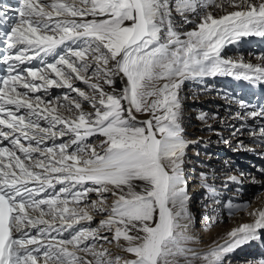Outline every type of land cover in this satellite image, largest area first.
Segmentation results:
<instances>
[{
  "label": "snow or ice",
  "instance_id": "6c2138e0",
  "mask_svg": "<svg viewBox=\"0 0 264 264\" xmlns=\"http://www.w3.org/2000/svg\"><path fill=\"white\" fill-rule=\"evenodd\" d=\"M173 11L184 23H191L186 13L195 14L194 29L177 32ZM15 13L10 30L0 32L8 66L0 78V145H10L0 146V264H119L121 257L111 259L98 240L130 254L124 264H175L192 251L179 231L189 216L179 90L186 80L217 75L264 83V63L221 57L227 44L264 39V0H19ZM37 58L41 67L21 68ZM116 77L124 87L106 91ZM50 88L78 98L33 95ZM137 113L149 118L138 120ZM95 135L104 137L101 151L86 142ZM93 192L98 199L89 197ZM104 193L116 197L110 208ZM105 212L97 227L64 237ZM250 215L252 223L193 258L222 264L226 253L260 240L264 210Z\"/></svg>",
  "mask_w": 264,
  "mask_h": 264
},
{
  "label": "rangeland",
  "instance_id": "374dc122",
  "mask_svg": "<svg viewBox=\"0 0 264 264\" xmlns=\"http://www.w3.org/2000/svg\"><path fill=\"white\" fill-rule=\"evenodd\" d=\"M193 16L195 17V14ZM173 17L183 19L175 11H173ZM14 21H11V26ZM191 25L195 27L196 22L185 23L178 30L184 33L191 31ZM257 38L259 37H246L242 50L237 49V45L233 47L237 49V53L241 52L243 57L248 55L250 58H254L255 55L264 56V44L261 48L254 44ZM231 48L229 46L224 47L223 54L230 55L229 49ZM29 64H25L23 68L28 67ZM193 80L195 79H190V81ZM74 83L86 92L91 91L81 81ZM204 85L205 88L209 89L208 91L202 93L199 89H194L195 92L192 93L189 90V85L185 84L183 88L185 95L182 96V101L185 102L186 93L191 94L195 100L190 104L196 107L199 112V114H191L194 118V120H190L191 124H194L192 129H196L194 131L192 129L182 131V135L188 144L187 154L183 157V170L189 197L188 213L190 220L188 223L187 217L182 219L180 223L184 224V228H186L185 224L188 223L192 229L191 232L187 228L185 229L184 233L190 234V236L182 241V246L192 251L186 253L185 256L176 257L175 262L186 257L189 264H206L203 259H194L193 255L203 256L224 244L233 228L240 227L242 223L254 221V217L250 213L260 210L264 203V165L262 166L258 162L260 160L264 162V136L260 135L261 129H264L263 115L254 116L252 121H248L238 129L241 122L240 118H243V110L261 112V109H264V90L261 91L259 86H241V84H235L231 81H223L218 76H207ZM238 91L241 94L239 97ZM65 94L75 97V93L67 88H50L47 93L39 92V96L48 101L62 98ZM227 98H230L231 101L225 100ZM223 115L225 119L229 120L226 126L222 120ZM200 120H205L208 124H200ZM234 134L241 136L236 138ZM100 137L99 135L91 136L86 142L94 147V143L100 141ZM200 137L201 140H199ZM213 137L217 138L218 144H207V141H211ZM69 139L70 136L63 137L65 142ZM58 140L61 141L59 138ZM46 146L51 147L48 141ZM74 148L75 145L71 149ZM255 157H258V161ZM254 168L260 170L261 174H258ZM227 173L235 174L236 179L228 181L225 176ZM60 187L61 185H56L57 190ZM105 194L104 196L108 198V194ZM89 197L98 199L95 192L90 193ZM229 203L247 205V208L230 213ZM106 216L107 212L103 213L102 216L94 214L90 224L87 221H81L72 229H79L82 226L97 227L100 221L99 217ZM100 235L111 238L110 232L107 231H102ZM97 243L103 245V248L108 250L110 258L115 260L113 254L118 252V247L114 242L108 243L104 240H98ZM193 246L196 247L192 248ZM259 246L264 247V235L260 240H253L230 253H226L222 258V264H256L264 258V249L259 250Z\"/></svg>",
  "mask_w": 264,
  "mask_h": 264
},
{
  "label": "bare ground",
  "instance_id": "6f19581e",
  "mask_svg": "<svg viewBox=\"0 0 264 264\" xmlns=\"http://www.w3.org/2000/svg\"><path fill=\"white\" fill-rule=\"evenodd\" d=\"M4 2V1H3ZM2 2V3H3ZM5 6H6V4H4L3 3V8H5ZM209 10H211V11H213V13H214V15H218V14H221V13H219V10L218 9H214V8H210ZM228 11H232V9L231 8H229L228 9ZM187 17H188V19L191 21V23H193V22H197V20H196V18L193 16V13H187V14H185ZM6 18H8V16L6 15ZM174 18V28H175V30L177 31V32H179V33H181V34H183L184 32L183 31H179L178 30V28L179 27H181L183 24H185L184 22H183V19L182 20H180V19H178L177 17H173ZM89 19H91V17H89ZM178 24V25H181V26H177L176 24ZM190 29H194V27H192V25L190 26ZM181 38L182 39H185L186 37H184L183 35L181 36ZM254 40V39H253ZM241 41H243V42H241ZM241 41L239 42V43H237V44H227L226 46H229V47H232L231 49H229V54L230 55H225V54H223V52H222V50H221V57L222 58H224V59H228V60H232V61H236V62H240V61H242L243 63H246V64H253V65H257V64H262V63H264V60H262L261 58L262 57H264V56H256L255 55V57L254 58H250V57H248L247 55V57H243V54L240 52V53H237V49H239V50H242V46H243V43L246 41V38H242L241 39ZM260 42V43H259ZM248 44V43H247ZM254 44H256L257 45V47H262V45L264 44V39H261V38H257L256 39V41L254 42ZM234 45H237V49L236 48H234L233 46ZM225 46V47H226ZM62 47H66V46H62ZM250 47V46H249ZM57 51L58 52H62V50L61 49H57ZM3 54H5V45H3V47L2 48H0V62L2 61V56H3ZM38 59V61L37 60H33V61H31V63L28 65V67H32V66H34L35 65V67H41L42 65L40 64V61H39V58H37ZM46 60L47 61H51V60H53V57H47L46 58ZM23 66H25V65H21V67L23 68ZM218 77H220V78H222V80L223 81H231V82H233V83H235V84H241V86H249V87H252V86H259L260 87V89H261V91L262 90H264V83H261V82H256V83H252V82H249V81H247V80H243V79H236L234 76H222V75H217ZM207 76H205V77H202V78H196L195 80H193V81H190V79L189 80H186L183 84H182V86H181V88H180V90H179V99H180V103H181V109H180V124H181V127H182V131H186V130H189V129H192V126L194 125V124H191V122H190V120H194V118L192 117V115L191 114H199V112L197 111V108L196 107H194V106H192L190 103L192 102V101H194L195 100V98L191 95V94H188V92L186 93L187 94V99L185 100V102H183L182 101V96H184L185 94H184V92H183V88H184V85L185 84H188L189 86V90L190 91H192V93H194L195 91H194V89H199L202 93H204V92H206V91H208L209 89L206 87L205 88V78H206ZM161 83H163V81H161ZM124 87V81H122L121 80V78L120 77H116L115 78V83L111 86V88L108 86V85H104V88H105V90L106 91H112V89H115V91L117 92V93H119L120 92V90L122 89ZM243 90H245V89H243ZM21 91H23L22 89H21ZM260 91V92H261ZM91 91H89V93H90ZM263 93V92H262ZM261 93V94H262ZM238 97L241 95L240 93H239V91H238ZM33 95H39V93H35V94H33ZM260 96V95H259ZM263 96V95H262ZM264 97V96H263ZM73 98H78L77 97V94L75 93V97H73ZM256 98V97H255ZM257 99V98H256ZM263 99V98H262ZM225 100H227V101H229L230 100V98H227V99H225ZM231 101V100H230ZM235 101V100H234ZM226 103H228V102H226ZM250 103V102H249ZM245 104V103H244ZM235 105H236V103H235ZM243 105V104H242ZM83 107H84V110L85 111H91L92 109H91V106L87 103V104H84V102H83ZM263 108V107H262ZM264 109H261V113H262V115H263V118H264V111H263ZM23 111L24 110H21V113L20 114H23ZM254 112V111H253ZM253 112H251V111H249V110H243V118H240L241 119V122L239 123L240 124V126L238 127V129L241 127V125H245L248 121H252L253 120V117L254 116H252L251 115V113H253ZM137 115V119L138 120H145V119H148L149 118V116L148 115H144V114H139V113H137L136 114ZM200 116V118H201V115H199ZM236 116V115H235ZM237 117H239V116H237ZM239 119V120H240ZM222 120L224 121V124H225V126L228 124V119H225V116L223 115V118H222ZM222 122V121H221ZM42 123V126H47V124L45 123V122H41ZM200 124H208V122L207 121H205V120H200ZM58 127H62V126H58ZM196 128H193L192 129V131H194ZM6 131H7V129H5ZM210 134H213V133H210ZM210 134H208V135H210ZM183 136V135H182ZM234 136L236 137V138H238L239 136H241V135H235L234 134ZM184 138V137H183ZM208 138V137H207ZM104 139V137H100V141H96L95 143H94V147L97 149V151H101V149H100V147H99V145H100V142L102 141ZM214 139V140H213ZM213 139L211 140V141H207V144L208 143H215V144H218V141H217V138L216 137H213ZM199 140H201V137L199 138ZM187 141V140H186ZM4 142H6V144H8V142L7 141H4ZM67 142V141H66ZM59 144V143H61V141H59L58 139L57 140H55L54 142L52 141V140H49L48 141V144H50V146L52 147L53 146V144ZM238 143H240V142H238ZM9 145V144H8ZM42 146H46V145H42ZM72 149H69V151H71ZM187 154V149H185V155ZM183 163H184V161H183ZM225 176H226V179L228 180V181H230V180H233L232 178L233 177H235L236 178V176H235V174H230V173H227V174H225ZM135 183H140V182H135ZM49 192L51 191V189H49L48 190ZM106 194H108V198H107V206H111V204L113 203V201L116 199V197H114V196H112L111 195V193H106ZM105 194V195H106ZM188 205H189V201H188V204H187V208H188ZM260 210H264V203H263V207L262 208H260ZM256 211H259V210H255V212ZM95 215H99V216H102L103 214H95ZM103 218H105V217H103ZM99 219L101 220L102 218L101 217H99ZM189 220H190V218H189V216H188V219H187V221H188V223H189ZM253 221H251L250 223H252ZM185 224V227L191 232V227L189 226V224ZM245 223H247V222H245ZM245 223H242V224H245ZM181 224V223H180ZM184 226V224L182 225L181 224V228L179 229V231H181L183 234H184V236L187 238V237H189L190 236V234H185L184 232H185V229L186 228H184L183 227ZM237 228V227H236ZM236 228H233V229H236ZM76 229H68L67 231H65L64 233H63V235H64V237H69L70 236V234L72 233V232H74ZM33 233H35V230H33ZM53 234H55V233H53ZM111 234V236H112V233H110ZM112 242H114L115 244H116V246L118 247V252H114V254H113V258H116L117 256L118 257H121V260H120V262H119V264H124V261L125 260H128V259H131L132 257H131V255L130 254H128V253H126V252H124L123 250H122V248L120 247V246H118V244L115 242V241H112ZM120 244H124V241L123 240H121L120 241ZM196 246H193L192 248H195ZM226 255V254H225ZM88 259H91V257H88ZM175 264H189L188 263V260H186V257L185 258H183V259H180L178 262H175ZM256 264H258V262H256Z\"/></svg>",
  "mask_w": 264,
  "mask_h": 264
}]
</instances>
